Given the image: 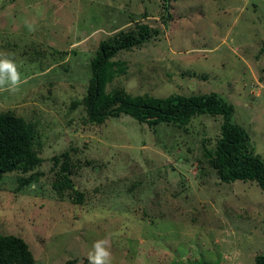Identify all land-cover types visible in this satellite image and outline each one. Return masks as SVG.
<instances>
[{
    "label": "rangeland",
    "instance_id": "obj_1",
    "mask_svg": "<svg viewBox=\"0 0 264 264\" xmlns=\"http://www.w3.org/2000/svg\"><path fill=\"white\" fill-rule=\"evenodd\" d=\"M171 13L166 20L164 0H0V112L33 126L42 159L0 178V232L23 238L37 264H96L97 244L102 264H256L264 255L263 188L221 181L204 155L222 116L185 126L127 114L88 121L101 41L144 22L164 33L114 57L129 66L114 85L134 96L217 92L264 159V0H171ZM65 152L81 201L56 189Z\"/></svg>",
    "mask_w": 264,
    "mask_h": 264
},
{
    "label": "trees",
    "instance_id": "obj_2",
    "mask_svg": "<svg viewBox=\"0 0 264 264\" xmlns=\"http://www.w3.org/2000/svg\"><path fill=\"white\" fill-rule=\"evenodd\" d=\"M164 16L166 20L172 17L171 0H164ZM163 33L159 27L140 22L101 41L91 62L92 78L84 97L88 121L103 124L110 117L127 114L151 127L162 123L185 126L198 115L222 116L221 137L214 150L204 146V155L217 170L221 181H258L264 190V159L255 152L247 130L233 121L235 105L224 96L217 92L190 96H134L124 87L114 85L117 78L129 71L127 62L116 61L114 57L124 49L158 39ZM260 53H264V42ZM109 86L112 87L109 89ZM35 137L30 123L10 111L0 112V178L16 170L32 171L42 163L35 148ZM62 156L65 158L56 189L61 194L69 189L81 201L82 195L75 189L70 177V152ZM56 160L59 162L60 158ZM35 179L32 175L24 183ZM0 264H37V261L23 238L0 232ZM256 264H264V255L256 257Z\"/></svg>",
    "mask_w": 264,
    "mask_h": 264
},
{
    "label": "clouds",
    "instance_id": "obj_3",
    "mask_svg": "<svg viewBox=\"0 0 264 264\" xmlns=\"http://www.w3.org/2000/svg\"><path fill=\"white\" fill-rule=\"evenodd\" d=\"M3 66H4L5 68H14V66H13L11 63L7 62V61L3 62ZM17 80H18V76L15 75V76L13 77L12 81H13V83H15ZM96 248H97V250H98L97 255H96V257H95L96 264H102L101 257H102V256H107L108 253H107V252H104V251L100 248V245H99V244L96 245Z\"/></svg>",
    "mask_w": 264,
    "mask_h": 264
}]
</instances>
